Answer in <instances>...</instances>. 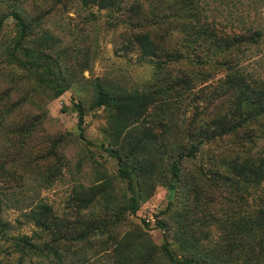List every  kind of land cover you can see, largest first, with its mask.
Returning a JSON list of instances; mask_svg holds the SVG:
<instances>
[{"label": "rangeland", "instance_id": "374dc122", "mask_svg": "<svg viewBox=\"0 0 264 264\" xmlns=\"http://www.w3.org/2000/svg\"><path fill=\"white\" fill-rule=\"evenodd\" d=\"M202 1L209 20L215 19L221 29L243 32L245 28L241 21L264 28V0ZM41 2L44 5L42 12L49 13L39 35L47 30L55 42L53 48H45L47 61L53 64L56 75L69 87L55 96L48 83L36 74L37 70L25 68L8 58L4 53L5 47L12 46L20 36L16 19L8 16L0 32V197L3 200L2 220L6 224L4 231L0 228V264H17L19 261L23 264H111L116 242L126 239L127 234L135 240V236H140L157 247L156 264H164L161 246L166 241L176 255L182 256L172 232L160 227L158 220L169 221L171 213L181 211L184 204L178 200L173 204L174 211L160 216V212L168 207L170 198L167 187L158 179H152L147 190L142 187L139 208L135 213L126 209L119 216L117 225L110 232L113 237L97 226L91 229L89 241L70 247L58 244L54 246L59 250L56 253L50 249L52 235L37 226L30 217L31 211L45 202L52 206L57 216L72 224L77 233L82 232L89 222L106 220L107 224H114L124 198L129 200L133 194L128 181L120 175L114 150L122 144L127 149L132 145L123 135L120 138L112 136L114 113L104 105L95 104V81L99 80L113 93L125 91L132 94L154 91L158 81L155 58L144 57L140 48L129 43L135 31L126 22L132 0L123 13L97 6L84 7L79 2L66 9L57 6L51 10V0ZM13 3L14 0H0V15L9 14ZM34 7V0H25L23 8L34 12ZM171 19L174 21L170 26L178 27L173 29L168 40L170 48L167 49L176 55L183 54L186 48L176 47L183 42L180 26L184 19L178 14ZM245 49L242 67L264 78V39ZM209 50L197 48L196 53L202 57L214 56ZM19 56L25 58L23 53ZM38 61L42 66L40 71H43L45 61ZM177 62L169 61L167 69L178 73L181 66L197 68L188 58ZM223 74V68L215 69L210 76L195 81L191 96L210 92ZM158 100L162 102L163 99L159 97ZM196 101L200 108L208 105L206 110L213 112V106L206 97H198ZM189 102H182L181 108L172 112L177 114L175 120L179 124L188 125L193 120L195 109ZM78 104L83 109V120L80 119ZM152 113L151 108L148 111L150 118ZM160 119L169 122L167 118ZM156 122L151 123V130L159 140L168 141L167 133L162 139L163 126ZM248 130L254 134L253 142L247 141L243 145L241 142L238 146L228 136L205 144V154L182 163L183 178L202 166H213L208 152L218 157L238 153L242 157L255 156L263 152L264 119ZM141 136L139 132L136 139ZM105 182L110 187L104 195L109 196L112 203L101 198L100 203L89 209H80L76 205L73 200L76 189ZM204 186L206 192L214 193V201L207 206L201 202L204 206L199 209L193 207L186 221L192 228L195 226L194 233L206 238L203 242L205 248L211 249V253L223 262L220 256L225 253L228 241L225 224L230 214L241 213L242 210L227 199L226 188ZM135 188L140 189L137 185ZM24 236L31 237L35 249L26 247L22 250L18 246ZM228 256L225 257L230 260ZM231 264H243V260L236 263L232 258Z\"/></svg>", "mask_w": 264, "mask_h": 264}, {"label": "trees", "instance_id": "16d2710c", "mask_svg": "<svg viewBox=\"0 0 264 264\" xmlns=\"http://www.w3.org/2000/svg\"><path fill=\"white\" fill-rule=\"evenodd\" d=\"M34 1V12L23 8L25 0H14L10 13L0 15V32L8 16H12L19 25L20 34L12 46L5 47L4 53L19 65L37 70L36 74L40 79L43 78L55 96H59L68 89L69 84L56 75L53 64L47 61L49 58L45 48H53L54 37L47 30L39 35V30L49 12H42L44 5L41 1L45 0ZM129 1L51 0V10L57 6L66 9L79 2L84 7L97 6L123 13ZM132 1L126 22L135 31L129 38V43L140 48L144 57L155 58L158 81L154 91L132 94L125 91L113 93L96 80L95 104L104 105L114 113L112 136L120 138L123 135L132 145L128 149L123 144L120 145L114 150V156L118 158L120 175L128 181V188L133 194L129 200L124 198L123 207L116 213L117 220L114 224H107L106 220H100L99 223L89 222L83 227V231L78 233L72 224L57 216L48 203L38 205L36 210L31 211L30 217L37 226L52 235L50 249L56 253H59V250L54 246L58 244L70 247L89 241L91 229H96L97 226L113 237L110 232L114 229L112 227L117 225L119 216L126 209L135 213L139 208L142 187L147 190L150 181L158 179L167 187L170 198L168 207L160 212V216L174 211L172 209L176 201L184 204L181 211L171 213L168 219L170 222L158 220L160 227L172 232L182 252V256L176 255L166 241L161 246V260L164 264H224L225 261L231 264L232 258L236 263L242 259L243 264H264V151L255 156L243 157L239 153L218 157L208 152L213 166H202L184 178L182 175V163L202 155L207 143H214L228 136H231L238 146L241 142L243 145L247 141L255 140L254 134H251L248 128L252 130L253 124L264 119V78L247 71L241 62L246 54L245 48L264 39V28L254 24L249 26L246 21H241L245 28L243 32L221 29L215 19L209 20L202 0ZM177 14L184 19L180 26L184 38L176 48L186 50L183 54L176 55L167 48H170L168 40L173 34V29L178 27L170 26L171 21H174L171 18ZM197 48H210L209 51L214 56L202 57L196 53ZM19 53H23L25 58L19 56ZM182 58L190 59L197 68L181 66L178 73L167 69L169 61L180 62ZM39 59L45 61L43 71H40L42 66ZM222 68L224 74L210 92H199L191 96L192 84L195 81L210 76L212 70ZM203 96L213 106V112L206 110L208 105L200 108L197 104L196 99ZM159 97H162V102H158ZM182 102H189L195 109L191 124H179L175 120L177 114L172 113L174 109L181 108ZM77 106L81 112L80 119L83 120L82 106ZM151 108L152 118L148 115ZM160 118H167L169 122ZM153 121L163 126L161 137L164 140L167 133L168 141L159 140L157 134L151 130ZM139 132L142 136L136 139ZM204 184L216 189L226 188L227 199L239 205L242 210L241 213L230 214L225 224L228 241L225 253L220 256L223 262L211 253V249L205 248L203 242L206 238L194 233L195 226L193 229L191 223L186 221L193 207L199 209L214 201V193L206 192ZM136 185L139 190H136ZM109 187L108 182L91 187L82 186L74 191L73 200L80 209L95 206L100 203L101 198L112 203L110 197L104 195ZM2 206L3 200L0 197V228L4 231L6 224L2 220ZM135 238L136 240L127 234L126 239L116 242L114 262L111 264L158 262L157 247L140 236ZM30 240L31 237L24 236L18 246L22 250L26 247L35 249V244ZM226 255H229L230 260ZM17 264L23 263L19 261Z\"/></svg>", "mask_w": 264, "mask_h": 264}]
</instances>
